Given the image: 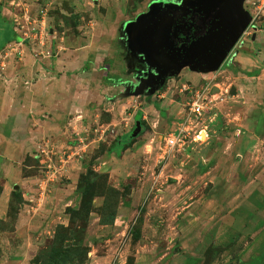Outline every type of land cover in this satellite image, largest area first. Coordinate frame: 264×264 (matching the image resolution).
I'll return each mask as SVG.
<instances>
[{
  "label": "rangeland",
  "instance_id": "374dc122",
  "mask_svg": "<svg viewBox=\"0 0 264 264\" xmlns=\"http://www.w3.org/2000/svg\"><path fill=\"white\" fill-rule=\"evenodd\" d=\"M194 1L0 0V264H264V0L219 69L162 85L125 30Z\"/></svg>",
  "mask_w": 264,
  "mask_h": 264
},
{
  "label": "water",
  "instance_id": "95a60500",
  "mask_svg": "<svg viewBox=\"0 0 264 264\" xmlns=\"http://www.w3.org/2000/svg\"><path fill=\"white\" fill-rule=\"evenodd\" d=\"M245 1L195 0L194 6H199L197 11H201L205 16L203 24L205 33L188 46L176 47L169 35L178 12L186 10L181 5L171 4L167 12L165 9L160 11L153 9L150 14H145L133 22L127 31L128 34L134 37L136 32L137 37L145 38L144 47L151 62L166 64V72L158 76L155 81L150 79L147 82L162 85L166 77L179 73L185 66L202 72L219 69L251 25L252 16L244 8ZM177 27L180 30V27ZM177 30L173 33L174 37L179 32ZM253 38L255 39V36ZM141 131V120L137 119L132 136L136 137Z\"/></svg>",
  "mask_w": 264,
  "mask_h": 264
},
{
  "label": "built area",
  "instance_id": "2783aa9c",
  "mask_svg": "<svg viewBox=\"0 0 264 264\" xmlns=\"http://www.w3.org/2000/svg\"><path fill=\"white\" fill-rule=\"evenodd\" d=\"M190 111L196 118H201L204 114L213 108L219 97L218 89L215 86H196L190 91ZM182 132L177 130L167 139L166 146L173 150L181 146Z\"/></svg>",
  "mask_w": 264,
  "mask_h": 264
},
{
  "label": "flooded vegetation",
  "instance_id": "af4514ba",
  "mask_svg": "<svg viewBox=\"0 0 264 264\" xmlns=\"http://www.w3.org/2000/svg\"><path fill=\"white\" fill-rule=\"evenodd\" d=\"M164 9L168 10L166 5ZM204 21L205 16L201 11L190 8L185 11H179L177 17H175L174 26H179L180 30L176 37H174L173 32L171 33V39L174 41L176 47H181L182 45L188 46L192 41L205 33L203 28Z\"/></svg>",
  "mask_w": 264,
  "mask_h": 264
},
{
  "label": "trees",
  "instance_id": "16d2710c",
  "mask_svg": "<svg viewBox=\"0 0 264 264\" xmlns=\"http://www.w3.org/2000/svg\"><path fill=\"white\" fill-rule=\"evenodd\" d=\"M132 23L133 22H131V23H129V24H127V28L125 27V30H127L128 31V29L130 28V26L132 25ZM14 40H18V35L16 34V33H14V32H10V36L8 37V41H14ZM141 116V113H139L138 114V117H140ZM132 132H133V130L131 131V132H129V134L126 136V141H130L132 138H133V136H132ZM126 141L124 142H122V143H120L119 144V142H118V140H117V145H118V149H120L122 146H124L125 145V143H126Z\"/></svg>",
  "mask_w": 264,
  "mask_h": 264
},
{
  "label": "crops",
  "instance_id": "0c3cea01",
  "mask_svg": "<svg viewBox=\"0 0 264 264\" xmlns=\"http://www.w3.org/2000/svg\"><path fill=\"white\" fill-rule=\"evenodd\" d=\"M156 18L158 19V16H156ZM98 89H99V91H102L101 88H98ZM47 94H48L49 96H52V95H53V89H49L48 92H47ZM30 97H33V95H32L31 92H30V94L27 96V98L25 99V102H26L27 100H29ZM71 107H74V108H73L74 110L77 109V106H76V105H73V106H72V104H71ZM38 109H39V108H38ZM58 114H60V113H58ZM123 139H124V138H123ZM123 139H121V140H123Z\"/></svg>",
  "mask_w": 264,
  "mask_h": 264
},
{
  "label": "bare ground",
  "instance_id": "6f19581e",
  "mask_svg": "<svg viewBox=\"0 0 264 264\" xmlns=\"http://www.w3.org/2000/svg\"><path fill=\"white\" fill-rule=\"evenodd\" d=\"M203 133H204V132H201V134L203 135V138H204L205 135H204Z\"/></svg>",
  "mask_w": 264,
  "mask_h": 264
}]
</instances>
